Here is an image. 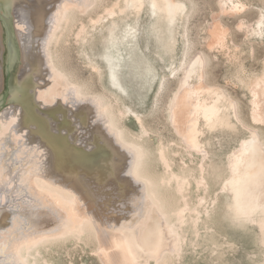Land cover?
I'll return each mask as SVG.
<instances>
[{
    "label": "bare ground",
    "instance_id": "obj_1",
    "mask_svg": "<svg viewBox=\"0 0 264 264\" xmlns=\"http://www.w3.org/2000/svg\"><path fill=\"white\" fill-rule=\"evenodd\" d=\"M93 1L2 0L16 15L14 22L2 15L8 69L21 53L13 24L24 66L16 84L0 97V103L6 94L12 101L0 110V264H54L45 253L71 240L86 243V237L97 243L103 264H183L189 246L198 245L194 254L202 247L201 224L221 192L236 220L259 229L264 248V71L248 81V123L237 100L207 83L202 53L173 70L174 75L182 72L167 106L183 148L177 165L167 146H150L143 118L117 92L112 91L113 98L91 93L86 84L68 77L55 55L62 30ZM218 1L222 11L248 9L245 0ZM139 2L123 0L78 32L90 47L91 31L98 24L107 30L109 80L119 88L116 71L122 46L132 42L133 26L118 33L117 20L124 5L136 8ZM164 2L151 24L155 32L168 28L182 8ZM152 9H157L154 4ZM259 11L255 24H247L252 38L264 37V9ZM210 30L212 43H226L227 29L218 19ZM86 56L99 71L92 56ZM131 114L140 131L125 124ZM223 129L242 135L226 156L221 177L213 170L216 153L206 133ZM153 150L163 166L159 176L151 169ZM208 239V250L218 245Z\"/></svg>",
    "mask_w": 264,
    "mask_h": 264
},
{
    "label": "rangeland",
    "instance_id": "obj_2",
    "mask_svg": "<svg viewBox=\"0 0 264 264\" xmlns=\"http://www.w3.org/2000/svg\"><path fill=\"white\" fill-rule=\"evenodd\" d=\"M164 1L140 0L136 8H131L129 5L120 7L126 10L123 17L117 20L116 32H122L128 25L133 26L132 42L129 44L125 41L126 44L122 46L123 58L116 71L120 88L112 86L109 80V65L103 37L107 30L100 29L98 24L97 28L91 31L93 34L90 47L81 42L78 32L83 27L89 28L91 22L98 17L104 18L107 9L117 3L121 6L123 0H94L85 12L76 13L70 25L62 30L63 38L53 47V51L59 57L68 77L77 83L86 84L91 93L113 98L112 91L117 92L124 103L143 118L144 125L148 129L145 139L150 146L155 150V147L161 144L167 146L169 155L179 165L181 155L178 153L182 152L183 148L169 122L167 106L182 72L179 71L174 75L173 70L186 63L194 54L202 53L206 59L207 83L219 87L237 100L243 120L250 123L252 96L248 81L250 77L264 71V37H249L247 24H255L260 14L259 10L264 9V1L245 0L248 9L244 11L232 9L222 11L218 0H168L169 4L179 5L182 8L174 16L168 28L162 27L163 31L159 29L155 32L151 24L155 25L154 22H157L155 18L162 13L159 8L165 6ZM153 4L157 9H152ZM131 9H139V11L135 13ZM14 12L5 9L0 0V97L16 84L15 77L21 73L24 66L21 41L13 24L12 37L20 46L21 53L8 69L9 50L5 43L6 31L2 15L7 14L14 22L16 16ZM215 19L227 29L224 45L212 43L210 28ZM60 33L61 29L57 31V36ZM86 53L92 56L99 71L90 66ZM11 104L12 101L6 94L4 103H0V110H5L1 108H7ZM125 124L133 131H140V125L132 114L125 120ZM240 130H243L242 127ZM215 131L207 132L206 135L211 137L210 142H213L209 149L216 153L213 170L218 171L217 175L223 177L226 174V156L237 145V139L242 134L238 130H235L237 132L228 129ZM154 155L156 152L153 150L154 159L152 158L153 162L151 161V169L159 176L160 171L163 172V166L158 162L157 155L156 157ZM227 201L226 193H218L215 208L204 216L205 222L201 224L202 247L199 246V251H195L198 254H194L192 249L197 248L198 245L189 246L191 253L184 257L183 264H264V248L260 243L259 229L236 220L228 209ZM210 237L218 240V245L215 246L216 248L213 247L216 244L214 242L215 244L212 243V247L208 250L206 247L209 246ZM96 247L97 243L92 238L86 237V243L71 240L45 254L54 264H103L96 254Z\"/></svg>",
    "mask_w": 264,
    "mask_h": 264
}]
</instances>
